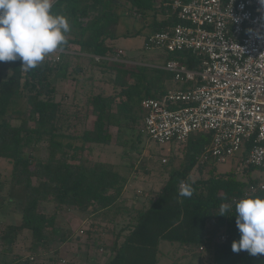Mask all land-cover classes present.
Segmentation results:
<instances>
[{
    "label": "trees",
    "instance_id": "trees-1",
    "mask_svg": "<svg viewBox=\"0 0 264 264\" xmlns=\"http://www.w3.org/2000/svg\"><path fill=\"white\" fill-rule=\"evenodd\" d=\"M174 1L56 0L52 13L66 16L71 27L63 50L52 53L58 60L45 58L28 72L21 68L19 60L0 62V162L6 161L11 173L9 179L0 177V185L25 189L19 223L0 221V264H5L3 255L11 258L9 264H59L60 248L69 234L58 221L62 213L68 212L91 214L92 227L96 228L81 233L88 240L105 233L107 226H101L105 221L128 231L108 264H157L160 242L175 245L184 253L183 257L197 260L198 264H264V255L253 257L246 251L231 250L232 242L240 238L235 225V204L243 198H264V191L249 193L250 186L261 178L253 173L264 172L263 168L245 166L252 141L240 153L245 178H238L233 170L217 174L216 162L210 158L200 162L212 136L203 132L191 134L183 144V168L170 173L163 187L139 208L134 207V201L126 204L123 199L128 179L118 168L83 158L86 145L110 144V128H129L124 120L138 123L137 140L143 148L147 137L142 130L146 115L142 101L160 99L170 90L184 88L164 66L173 60L194 69L195 58L190 54L158 50L162 55L158 59L162 61L155 67L105 59L118 48L119 39L142 34L143 26L147 27L145 42L154 33L178 24L177 12L170 7ZM149 16L151 21L143 25ZM124 19L133 24L141 20V30L121 32ZM72 46L78 49V55L88 57L69 56L67 52ZM69 57L86 61L91 70L108 77L105 80L112 91L106 95L95 91L92 83L81 84V91L86 92L84 113L64 91L65 84L71 82L72 94L75 93L82 74L79 61L69 70L65 61ZM85 81L86 78L81 80ZM64 93L69 101L65 102L64 97L57 100ZM20 102H24V111L17 108ZM89 116L94 117L90 128L86 126ZM13 120L19 122L18 126L11 124ZM71 130L78 133H70ZM45 138L49 143L48 156L35 158L33 152ZM206 167V179L191 178L193 172ZM182 182L194 189L190 198L179 195ZM221 204L232 209L226 216H217ZM200 248L205 251L204 257ZM47 255L50 258L46 262L43 257Z\"/></svg>",
    "mask_w": 264,
    "mask_h": 264
},
{
    "label": "built area",
    "instance_id": "built-area-1",
    "mask_svg": "<svg viewBox=\"0 0 264 264\" xmlns=\"http://www.w3.org/2000/svg\"><path fill=\"white\" fill-rule=\"evenodd\" d=\"M170 7L179 23L151 35L144 49L190 54L195 68L166 62L164 69L184 88L142 101L147 141L183 145L191 134L210 133L199 161L219 164L252 141L245 166L264 169V7L259 0H175ZM122 56L117 49L105 59L127 63ZM258 191H264V176L249 188Z\"/></svg>",
    "mask_w": 264,
    "mask_h": 264
},
{
    "label": "rangeland",
    "instance_id": "rangeland-1",
    "mask_svg": "<svg viewBox=\"0 0 264 264\" xmlns=\"http://www.w3.org/2000/svg\"><path fill=\"white\" fill-rule=\"evenodd\" d=\"M56 1V0H54ZM151 16L147 18L143 23L148 24L151 21ZM161 17H158V20ZM142 21L139 20V23H134L130 20H123L120 25V31L125 33L127 30H141ZM146 26H143L142 34L136 35L131 38L119 39L116 42L118 48L123 51L124 58L122 60L128 61L127 63H132L136 65H144L147 67H155L158 66V63H161L162 58L160 52L156 49L154 50H143L144 46V32L146 31ZM78 49L76 47H71L69 49V56H79V57H88L87 55H78ZM165 54V53H163ZM56 55L49 54L45 58H54L56 59ZM122 58V57H121ZM62 58L59 59L61 61ZM56 61V60H55ZM65 61L68 63L69 70L73 69L77 66V61L81 65L82 74L80 75V79L86 78L87 82L82 83L81 80L77 84V89H75V93L72 94V89L74 88V84L71 82H67L64 86V91L69 92V97L73 98V103H77L78 110L84 113L86 106V99L84 90L81 91L82 86H89L90 83L93 84L95 91L103 92L106 95H110L112 93L111 88L107 86L108 77H103L97 70H91V67H88L86 61L75 59L73 57L66 58ZM89 77L93 80H89ZM107 81H106V80ZM82 84V86H81ZM60 97H64V101L68 102V95L60 94L57 96V100ZM79 97L78 99H76ZM21 111L25 110L24 102H20L18 107ZM113 110V109H112ZM94 120L93 116L88 117V121L86 126L89 128L92 125V121ZM126 122V125L129 128H122L121 131H118L116 127H112L109 129L111 134V142L108 145H86V150L83 152V158L88 162H101L104 164H110L115 168H118L128 179V184L126 185L127 189L124 191L125 200L131 202L133 200H138L142 203L146 202L150 196L154 195V193L158 192L165 182L167 181L170 173L173 171H178L183 168L185 163L184 155H185V145H178L173 143H168L165 145H157L153 142H148L142 148H140V140H137V124H131L128 121L124 120L123 123ZM11 124L14 126H18L19 122L16 120L11 121ZM70 133H78V130ZM48 139L45 138L38 143L37 148L33 152L35 158L44 159L48 156ZM151 157V158H150ZM149 158V159H148ZM166 159L165 164H161L162 159ZM241 159V155L238 156L233 161H229L226 164L215 163L216 173L217 174H225L233 170L238 178H245V174L242 173V166L239 163ZM208 167L202 168L199 172H193L191 174V178L193 180L196 179H206L208 177ZM10 167L6 161L0 162V177H4L5 179L10 178ZM253 175L263 177L264 172H254ZM3 179V178H1ZM2 184V183H1ZM0 221L18 224L20 221V212L23 200L25 199V189L23 186L21 187H9L8 185H0ZM128 193V194H127ZM8 203V204H7ZM127 203V202H126ZM132 203V202H131ZM140 203V204H141ZM7 204V205H6ZM85 217V215H81L80 213L73 212L70 213H62L60 215V220L58 221L64 230L69 235L76 234L78 236H83L81 233L85 231L83 226L80 225L81 219ZM80 220V221H79ZM89 225L87 222L84 225L85 228ZM115 230V228H113ZM76 232V233H75ZM30 242H28V245ZM27 247L29 248V246ZM170 243L161 242L159 249L158 259L161 260L159 264H198L196 261L187 260L186 257H183L181 250L175 248L167 247ZM22 249V246H19ZM164 250V252H163ZM16 251H19L17 248ZM23 252L22 250H20ZM38 252V250H36ZM97 253V252H96ZM201 256L204 257L205 251H201ZM3 257V258H2ZM4 259L3 263L8 264L11 258L8 255L1 256ZM44 261L50 258V256H44ZM61 258H59L60 263Z\"/></svg>",
    "mask_w": 264,
    "mask_h": 264
},
{
    "label": "clouds",
    "instance_id": "clouds-1",
    "mask_svg": "<svg viewBox=\"0 0 264 264\" xmlns=\"http://www.w3.org/2000/svg\"><path fill=\"white\" fill-rule=\"evenodd\" d=\"M54 0H0V62L21 61L25 72L37 68L45 57L62 51L71 31L66 16L53 14ZM264 7V0H259ZM194 189L181 183V197L190 198ZM221 204L217 216L231 211ZM235 225L240 233L233 241L234 253L246 251L264 255V198H243L234 207Z\"/></svg>",
    "mask_w": 264,
    "mask_h": 264
},
{
    "label": "crops",
    "instance_id": "crops-1",
    "mask_svg": "<svg viewBox=\"0 0 264 264\" xmlns=\"http://www.w3.org/2000/svg\"><path fill=\"white\" fill-rule=\"evenodd\" d=\"M126 189L127 187L125 188V190ZM125 193L126 192L123 193L124 200H125V197H124ZM133 201L135 203L134 207L136 208H139V206L143 205V204H140L141 202L136 200V198ZM147 201L144 203L145 205ZM126 202L128 203V201ZM70 213L73 214V212H70ZM76 213H80V212H76ZM80 214L83 216L85 215V217H83L80 222V225L83 226L82 228L90 229V230H92L91 228L93 229L94 227L96 228V226L92 227L91 214L90 215H87V213L85 214L80 213ZM87 222H89V225L87 226V228H85L84 225H86ZM101 226H107L105 233H102L96 236V238L92 240L86 239L84 235L83 236H78L76 234L69 235L66 243H64L60 248L59 258H61V260L59 264H108V262L115 255L116 248L123 243L126 235L128 234V231H121L120 226H116L115 224L113 225L109 221H105L104 223H101ZM113 228H115V230ZM167 247L175 248V245L170 244ZM175 250L177 249L175 248ZM159 254H158V257H159ZM162 254L163 253L161 252L160 255ZM186 259L189 260V258L187 257ZM159 262H161L160 259H158L157 264H159Z\"/></svg>",
    "mask_w": 264,
    "mask_h": 264
},
{
    "label": "water",
    "instance_id": "water-1",
    "mask_svg": "<svg viewBox=\"0 0 264 264\" xmlns=\"http://www.w3.org/2000/svg\"><path fill=\"white\" fill-rule=\"evenodd\" d=\"M57 52H61V51H57Z\"/></svg>",
    "mask_w": 264,
    "mask_h": 264
}]
</instances>
